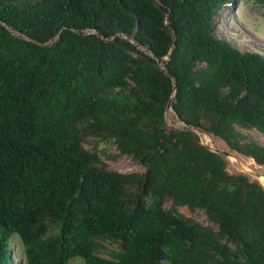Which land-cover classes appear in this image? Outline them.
Listing matches in <instances>:
<instances>
[{
	"label": "trees",
	"instance_id": "1",
	"mask_svg": "<svg viewBox=\"0 0 264 264\" xmlns=\"http://www.w3.org/2000/svg\"><path fill=\"white\" fill-rule=\"evenodd\" d=\"M234 1L0 0V264L13 234L22 264H264V189L191 130L264 168V56L214 31Z\"/></svg>",
	"mask_w": 264,
	"mask_h": 264
},
{
	"label": "rangeland",
	"instance_id": "2",
	"mask_svg": "<svg viewBox=\"0 0 264 264\" xmlns=\"http://www.w3.org/2000/svg\"><path fill=\"white\" fill-rule=\"evenodd\" d=\"M215 35L228 42L239 51H255L264 56V10L254 5L251 0H235L234 3L224 6L213 19ZM164 122L168 128H182L173 113L168 111L164 115ZM192 130V129H191ZM193 131V130H192ZM200 143L206 145L210 150H220L230 153L225 160L226 170L229 173H241L249 178H254V174L264 176V168L255 165L248 158L239 154L229 152L223 142L202 131L195 132ZM249 135L259 144L264 146V137L254 130ZM99 158L106 164L107 169L119 173L142 172L143 168L129 157H120L115 160L104 158V155L114 154V146L110 144L99 143ZM233 158V160H232ZM264 183V179L262 180ZM260 184V183H259ZM262 186V185H261ZM264 189V187L262 186ZM178 213L191 218L192 220L205 224L204 215L201 210H195L190 213L186 208H178ZM10 254L12 255V264H22V248L18 236L13 234L9 240ZM68 264H82L81 260L74 258Z\"/></svg>",
	"mask_w": 264,
	"mask_h": 264
},
{
	"label": "water",
	"instance_id": "3",
	"mask_svg": "<svg viewBox=\"0 0 264 264\" xmlns=\"http://www.w3.org/2000/svg\"><path fill=\"white\" fill-rule=\"evenodd\" d=\"M170 104H171V99H169L168 100V102L166 103V106H165V109H164V115L168 112V111H170ZM193 131H195V132H199L200 130H198V129H196V128H191ZM192 131V132H193ZM202 144V143H201ZM203 145V144H202ZM204 146H206V145H204ZM207 147V149H209L210 150V148L208 147V146H206ZM210 151H212V152H214V153H216V154H218V155H220V156H222V157H228L229 155H230V153H228V152H225V151H220V150H210ZM260 175H258V174H254L253 175V177L254 178H258Z\"/></svg>",
	"mask_w": 264,
	"mask_h": 264
},
{
	"label": "bare ground",
	"instance_id": "4",
	"mask_svg": "<svg viewBox=\"0 0 264 264\" xmlns=\"http://www.w3.org/2000/svg\"><path fill=\"white\" fill-rule=\"evenodd\" d=\"M232 160H233V158H232ZM248 160L252 161V160L249 159V158H248ZM263 179H264V176H263V175H260V176L258 177V181H259L260 185H262V186L264 187V183L262 182Z\"/></svg>",
	"mask_w": 264,
	"mask_h": 264
}]
</instances>
